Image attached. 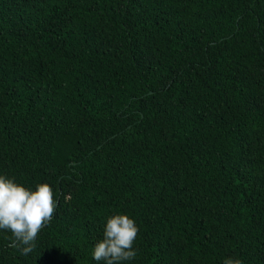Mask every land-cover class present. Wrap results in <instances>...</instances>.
Returning <instances> with one entry per match:
<instances>
[{
  "label": "trees",
  "instance_id": "16d2710c",
  "mask_svg": "<svg viewBox=\"0 0 264 264\" xmlns=\"http://www.w3.org/2000/svg\"><path fill=\"white\" fill-rule=\"evenodd\" d=\"M0 175L59 201L0 264H103L115 214L126 264H264V0H0Z\"/></svg>",
  "mask_w": 264,
  "mask_h": 264
},
{
  "label": "clouds",
  "instance_id": "9594fccd",
  "mask_svg": "<svg viewBox=\"0 0 264 264\" xmlns=\"http://www.w3.org/2000/svg\"><path fill=\"white\" fill-rule=\"evenodd\" d=\"M55 190L47 183L36 189L16 183L14 178L0 175V231L11 233L10 247L27 256L36 248L38 234L55 218L59 207ZM139 227L125 214L110 216L103 228V239L96 243L93 258L103 264H126L138 256L135 242ZM223 264H242V260L226 258Z\"/></svg>",
  "mask_w": 264,
  "mask_h": 264
}]
</instances>
